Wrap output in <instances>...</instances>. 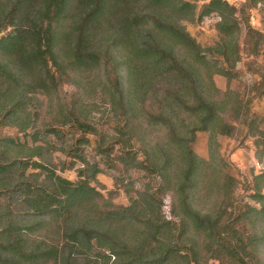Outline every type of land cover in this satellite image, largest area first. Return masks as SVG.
<instances>
[{
    "label": "trees",
    "instance_id": "1",
    "mask_svg": "<svg viewBox=\"0 0 264 264\" xmlns=\"http://www.w3.org/2000/svg\"><path fill=\"white\" fill-rule=\"evenodd\" d=\"M217 3L218 25L227 28L216 51L225 66L236 30L228 25L227 6ZM170 5L178 11L188 7L181 0H146L136 7L124 0H0V33L10 29L0 38V125H15L17 135H27L31 127L34 143L70 125L97 135L102 154L106 145H121L124 135L105 144L104 133L84 118L78 94L72 95L76 103L57 99L56 118L45 115L36 127L44 99H54L62 81L72 76L81 81L78 93L83 92L84 71L93 66L119 104L121 122L138 118L146 138L140 144L146 169L159 180L157 192L139 193L127 206L100 208L101 195L89 184L92 175L85 178L80 171L77 181L66 180L47 164L42 146L0 136V264H80L95 246L103 264H189L200 254L215 255L225 264H264V227L256 231L246 224L250 217L264 216V209L234 206L233 189L222 195L217 210L201 214L190 207L193 188L205 181L208 166L190 149L195 133L233 136L243 128L256 133L259 118L250 112L254 98L232 103L233 94H225L219 99L212 81L206 83L201 66L214 55L199 48L184 28L167 22ZM256 36L248 27L246 43L253 56L259 52ZM252 89L264 99V80ZM230 118L237 127L227 123ZM135 124L132 119L130 134ZM29 168L40 171L28 173ZM254 182L261 202L264 170ZM204 183L207 190L211 183ZM162 184L172 186L183 205L179 214L172 207L178 222L161 215Z\"/></svg>",
    "mask_w": 264,
    "mask_h": 264
},
{
    "label": "rangeland",
    "instance_id": "2",
    "mask_svg": "<svg viewBox=\"0 0 264 264\" xmlns=\"http://www.w3.org/2000/svg\"><path fill=\"white\" fill-rule=\"evenodd\" d=\"M145 1L124 0L125 3H129L133 7L140 6ZM181 1H184L188 7L178 11L173 5L168 6L167 12L170 13V16H168L167 22H173L175 26L184 28L199 48H209V51L213 53L214 58H208L209 64L201 66L206 74V83L212 81L214 89L219 92L217 94L221 95L219 99L223 98L225 94H233L231 96L232 103L235 100L246 101L250 97L254 98L250 106V112H256L259 118V122L256 123L258 126H256V133L249 132L247 128H243L240 135L235 133L233 136L212 135L213 133L202 130L195 133L194 139L190 143V149L196 157L208 164L206 179L208 183H211V186L209 185L207 190L202 189L206 179L202 184H197L193 188L194 196L190 199V207L201 214L217 210L222 195L233 189L231 198L234 206H249L255 210H262L264 209V203H262L264 199L260 202L259 197H257L254 177L260 175L264 170V135L261 134V132H264V99L259 98V95L256 97L255 88H252L257 83L258 85L262 84L264 80V0ZM217 2L220 6H227L225 14L229 18L228 25L230 30H236L232 54L229 55L225 66L216 51V46L220 45L222 39L226 37L224 30L227 28L225 27L223 30L218 25L221 21L219 10L221 7H214L213 5ZM207 9H210V11L203 15ZM189 17H192V20ZM248 27L259 35L254 38L259 41V52L256 56H253L250 52V46L246 43ZM9 32L10 29L2 31L0 38L6 37ZM122 54L120 51L121 56ZM122 62L125 63V61ZM125 67L122 64L119 70L120 75L124 78V89L126 90ZM219 70L227 76L222 75ZM98 71L99 69L93 66L85 69V88L81 92L82 94L78 93L77 90V86L81 84V81L78 82V79L74 76L64 79L60 88H58L57 94L54 95V99L51 101H48L49 98L44 99L46 102L41 108H38L40 116L36 127L41 128L45 115L56 118L54 115L58 114L59 111V105L56 103L57 99H65V102L73 101L74 103L77 99L80 107L83 104L82 114L84 118L97 126V129L106 136L107 141L105 144L112 142L116 136L124 135L121 145H106L102 154L98 149L97 135L79 131V129L70 125L62 127L58 134L41 135L35 143L32 138L33 129L31 127L28 129L27 135L23 133L17 135L16 130L18 129L15 125H0V136H18L19 142L28 147L33 145L42 146L44 149L42 151L43 157L47 160V164L49 162L50 166L55 168L56 175L66 180L77 181L80 171L84 172L85 178L92 175L89 184L101 195V199L98 200L100 208L104 204L105 206L108 204L127 206L130 199L137 197L139 193L148 192V194H151L157 192L159 180L156 179L154 174L150 173L149 169H146V155L140 149L142 147L140 144H146V138L143 139L144 136L140 135L143 130L139 129L138 118H132L137 129L134 126V131L130 134L132 119L126 121V125L125 121L121 122L119 104L115 103L116 99L112 97L111 92L103 84ZM73 94H78L75 100H72ZM224 114L229 118L230 111L228 108L225 109ZM58 118L61 120L60 117ZM227 123L237 127L236 122L231 118L227 119ZM165 135L166 131L163 137ZM129 149L131 150L130 155L125 154ZM36 159L34 158V160ZM71 165L72 167L68 168ZM27 170L28 173H38L40 171L31 168ZM45 174V172L41 173V180L45 178ZM224 183L228 185L225 186ZM161 186V215L167 221L175 220L178 222L177 219H173L172 207L175 206L176 214H179L184 210L183 205H179L178 195L174 193L172 186L164 184ZM262 193L264 194V189ZM249 213L254 212L249 211ZM250 218V223H246L249 224V228L257 231L264 227L263 215L260 214ZM21 219L24 220L26 217ZM97 248L95 246L90 257L83 258L80 264H103L102 259H97L95 255ZM262 252L261 257L264 256V250ZM189 264L225 263L215 255L203 257L200 254L197 262L191 261Z\"/></svg>",
    "mask_w": 264,
    "mask_h": 264
}]
</instances>
